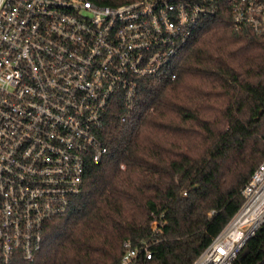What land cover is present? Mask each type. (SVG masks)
Masks as SVG:
<instances>
[{
    "label": "built area",
    "instance_id": "1",
    "mask_svg": "<svg viewBox=\"0 0 264 264\" xmlns=\"http://www.w3.org/2000/svg\"><path fill=\"white\" fill-rule=\"evenodd\" d=\"M264 36V0H0V264L31 261L45 223L107 153L99 133L140 78H174L173 59L207 18ZM244 200L191 264H231L264 222V160ZM156 222L150 224L155 230ZM116 264L151 251L143 242Z\"/></svg>",
    "mask_w": 264,
    "mask_h": 264
},
{
    "label": "trees",
    "instance_id": "2",
    "mask_svg": "<svg viewBox=\"0 0 264 264\" xmlns=\"http://www.w3.org/2000/svg\"><path fill=\"white\" fill-rule=\"evenodd\" d=\"M170 71L140 78L130 106L112 103L107 153L46 221L34 258L10 264H116L126 240L151 251L132 264H191L223 228L264 160V36L207 18ZM231 264H264V222Z\"/></svg>",
    "mask_w": 264,
    "mask_h": 264
}]
</instances>
